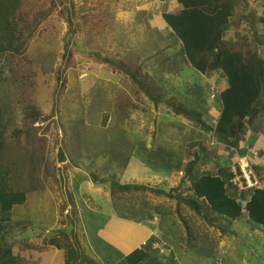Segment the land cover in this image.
I'll use <instances>...</instances> for the list:
<instances>
[{
  "label": "rangeland",
  "instance_id": "374dc122",
  "mask_svg": "<svg viewBox=\"0 0 264 264\" xmlns=\"http://www.w3.org/2000/svg\"><path fill=\"white\" fill-rule=\"evenodd\" d=\"M248 3L254 13L263 11L260 3ZM178 7L176 0H22L25 31L34 21L37 29H31L35 32L21 52L8 49L0 57V123L6 148L11 147L0 152V166L8 171L9 183L26 191L27 197L0 225L5 226L22 264H62L63 252L45 246L50 239H60V231L77 239L82 254L96 264H117L124 248L116 241L115 235L120 234L110 224L111 217L139 218L149 210L146 204L127 215L112 208L97 196L108 191L107 184L94 182L92 174L108 178L113 168L119 179L124 174L121 180L143 181L150 175L138 173L168 175L184 168V154L191 159L202 153L200 144L223 151L212 133L175 115L169 107L202 109L209 125H214L220 111L222 79L217 73L206 76L190 68L178 55L180 43L161 20L162 11ZM44 12L48 16L42 18ZM255 30L264 55V28L256 25ZM230 33L235 38L232 28ZM252 34L253 30L247 35L250 41ZM130 74L144 86L152 83L150 90L160 94L162 101L154 103L138 91ZM30 108L33 111L27 115ZM34 111L40 118L37 123L30 119ZM15 130L29 131L28 147L23 134L21 148L11 144ZM261 136H257L259 142ZM72 146H77L74 153ZM126 158L124 171L114 169V160L119 168ZM251 161H258L256 153ZM260 171L264 176V170ZM70 173L78 178L71 179ZM61 176L67 182L64 189ZM83 178L90 187L81 184L77 189ZM153 184L148 181L149 186ZM166 213H158L160 226H156L152 252L156 264H264V229L248 221L244 213L234 221L218 219L210 229L204 227L210 224L193 221L188 224L191 238L186 230L184 242L179 240L181 224ZM161 228L168 230L167 243L159 237ZM25 237L28 241L22 240ZM181 242L187 244L185 250L179 247Z\"/></svg>",
  "mask_w": 264,
  "mask_h": 264
},
{
  "label": "trees",
  "instance_id": "16d2710c",
  "mask_svg": "<svg viewBox=\"0 0 264 264\" xmlns=\"http://www.w3.org/2000/svg\"><path fill=\"white\" fill-rule=\"evenodd\" d=\"M248 1L176 0L179 5L178 9L171 12L167 10L161 12L162 22L174 36V39L180 43L178 55L184 59L190 68L201 75L211 76L217 73L220 80L222 79V86L218 94L220 111L214 125H209L206 122L203 117L205 113L202 109L196 110L184 107L181 104L178 107L169 104V107L175 115L191 121L205 132L212 133L218 143L226 150L236 149L241 156L247 150L241 148L242 143L246 141L248 132L252 131L262 135V142H259V146L262 148H258L264 152V55L259 50L262 44L261 36L255 30L256 25L264 28V0H252L260 3L263 7L260 14L250 10ZM21 8L22 0H0V57L8 49H12L14 53L21 52L25 48L28 39L37 29V24L34 21V26L25 31L24 27L26 26L22 24L21 18L23 19V17L20 16ZM248 9L250 12H247ZM46 16H48V12L42 13V18ZM231 28L234 30L235 38L230 36ZM31 29L35 31L32 33ZM251 30H253V41L248 40L247 36ZM130 76L138 91L154 103L162 101L159 97L160 94H155L150 90L152 83L144 86L143 82L133 74H130ZM30 111H33V109L30 108L27 115L30 114ZM30 119L32 123L40 121L39 115L35 111ZM107 120L108 117L105 116L103 123L106 124ZM3 126L0 123V152L11 148L9 145L6 148ZM22 134V131L15 130L12 135L17 140L15 141L12 138L11 144L21 148L19 144L23 138L21 137ZM23 135L25 140L23 141L28 147L31 143L29 131ZM253 142L251 140L249 144L253 145ZM195 146V144L192 145V147ZM199 146H201L202 153L195 155L193 152L195 156L187 161L184 170L185 177L189 179L188 190L191 195L187 197L178 196L175 194L176 191L173 190L170 192H155L185 203L199 215L206 211L205 214L208 217L206 216L207 219L205 220H208L207 222L211 226H215L218 219L238 220L244 213L248 221L264 229V183L263 188L252 191H239L231 183L232 168L227 167L226 162L218 173H210L208 170L199 172L196 167L206 168L207 158L211 153L207 146L205 147V143ZM76 149L77 146H72L73 153ZM59 155L61 158H65L62 151H59ZM63 159L60 160L63 161ZM30 160L32 165L35 164L32 158ZM124 162L127 164L128 159L121 161L119 168H116L114 160V169L124 171L126 166ZM253 168L256 170V166H253ZM111 170L108 175L112 174L108 178L96 177L93 174L91 178L93 181L95 180L94 182L98 181L99 184H103L104 187L107 184L111 197L110 205L115 209L118 205L116 201L118 193L130 192L132 185L135 186V189L146 188L143 185L134 183L120 184L118 182L119 177H116L117 175ZM7 172L0 166V223L7 221L12 209L23 205L27 199L26 191L16 189L15 185L9 183ZM257 174L259 173L257 172ZM58 179V175H56L57 182ZM65 182V177L61 176L60 186L63 189L65 188ZM242 203H244L243 206ZM120 206L122 205L120 204ZM123 208H125V211L130 210V207L126 206L125 203ZM210 215L213 217H209ZM179 219L185 232L187 230V234L191 238L192 233L187 220H184L180 215ZM219 225H216V227L220 229L221 233L226 234L225 230ZM5 229V226L0 225V264H22L20 258L14 252L13 242L8 240V233L5 232ZM59 235L60 239H50L45 246H53L61 250L64 264H96L91 258L82 254L77 239L71 238L69 234L63 231H60ZM22 240L28 241V238L25 237ZM150 243H146L143 247L130 252L117 264H149L147 260H153L149 252H153V246H156L154 245L155 242L151 241Z\"/></svg>",
  "mask_w": 264,
  "mask_h": 264
},
{
  "label": "crops",
  "instance_id": "0c3cea01",
  "mask_svg": "<svg viewBox=\"0 0 264 264\" xmlns=\"http://www.w3.org/2000/svg\"><path fill=\"white\" fill-rule=\"evenodd\" d=\"M218 78H219V76H218ZM257 133L255 131L248 132L246 141L244 143H242L243 145L241 146V148L247 149L243 156H241L239 154V151H237L236 149L226 150L222 146L223 151H221L220 149L219 150H213L212 147H210L208 150L211 151V153L209 154V157L207 158L206 168H204V169H203V167H201V168L196 167V168L199 170V172L208 170L210 173H218V171H220L221 167L224 166L225 162H226L225 165L227 167H230V169L233 166L238 165L239 163L247 162V163L251 164L252 166H256V171L259 173L258 175H259L260 181L262 182V178H264V176L260 175V172H261L260 170H262V171L264 170V168H263L264 167V152H261L259 150V148H258L259 144L257 147L256 143H259V138H257V136L258 137L260 136V134L259 133L257 134ZM251 140L254 141L253 146H255L256 149L253 148L252 145H251V147H249V145H250L249 143ZM227 151L232 152L230 156H229L230 153H225ZM253 153H256V155L258 157V161H256V162L251 161V159L253 157ZM224 154H225V156H224ZM216 155H217V158H215ZM210 158H211V161H210ZM191 159H193V158H191ZM188 160H190L188 158V155L184 154V159H183L184 163L182 164L184 168H182V169L180 168L176 172H172L168 175H166V174L161 175L157 172H151V171H146V173H143V174L138 173V175L140 177H144V176L147 177L150 175V178H146L143 181L141 178H133V180H130V181L127 180V178L125 180H121L122 176L124 177V174H122L121 178L118 181L120 184L134 183V184L143 185L146 188L135 189L134 188L135 186L133 185V187L131 188V191H130V194H131L130 197L127 195V194H129L128 191L123 192L121 194L117 192L118 193L116 195V199H117V203H118V205H116L117 208L118 209L121 208L124 214H127L128 211L135 213L136 209H138L140 211L147 204L146 209L149 210V212H148V214H145L143 217L140 216L139 218H135V217L129 218V216L120 215V214H114L111 217L110 224L112 226L116 227L119 231V232H117V234H120L119 236L115 235L116 241H118V243L124 248L123 249V256H122L121 260L126 255H128L130 252L134 251L135 249H139V248L143 247V245L146 243L151 244L150 243L151 241L154 243V239L157 240V238H156V235H157L156 226H160V223H159L160 217L159 216L161 215V214H158L159 212H167L166 214H170V217H171V218L169 217L170 220L177 221L178 224H181L182 236L179 238V240H182V242H184L183 239L187 236H186L184 226L179 219V215L184 220H187L188 224L194 223L193 221H195L194 224H197V225L203 224L201 222H204L203 225H206V224L208 225V222H207L208 220L207 221L205 220V219H207L206 218L207 215L205 214L206 211H203L201 213V215H199L195 211H193L191 208H189L185 203L178 202V200H176L174 198H168L165 195L157 194V192H155V191L170 192L173 190V191H176L175 194L178 196L180 195L183 197H187L188 195H191L190 191L188 190L189 179L186 178L184 175L185 166H186V163ZM255 160H257V159H255ZM260 161H261L262 165H260ZM261 166H263V167H261ZM70 174L68 176H71V179H73L74 177L78 178L76 173H74V175H72V173H70ZM81 180H83V181H81ZM148 181H150L154 184L149 186ZM186 183H187V185L185 186ZM81 184H84L85 187H90L88 179H85V178L80 179V182H78L76 185L77 189H79ZM97 196L102 197L103 199L107 200V202L109 204L111 203V197H110L109 190L108 191L105 190V193H103V192L98 193ZM89 202H92V199ZM124 203L126 206H129L131 210L125 211V208H123ZM120 204L122 206H120ZM177 207H178V213H177ZM112 208H114V207H112ZM190 210L193 211L194 213H191ZM162 216H164V215H162ZM209 217H213V216L210 215ZM204 227L207 229H210L211 225L204 226ZM116 228H114V229H116ZM211 228H213V227H211ZM107 229H110V227H108ZM159 232H160L159 237L167 243V239L169 238L168 230L161 228L159 230ZM172 232H173V230H172ZM172 232H171V234H172ZM205 232H208V230H206ZM111 233H113V232H111ZM184 233H185V235H184ZM113 234H115V233H113ZM220 236H221V234L219 233V236L217 235L218 244H220V239H221ZM182 242L180 243L181 246H179V247H181L183 250H185L187 244L184 243V245H182ZM149 255L152 258L154 257V254L152 252H149ZM150 262H151V264H156L154 258L152 261L150 260ZM62 264H64V263H62Z\"/></svg>",
  "mask_w": 264,
  "mask_h": 264
},
{
  "label": "built area",
  "instance_id": "2783aa9c",
  "mask_svg": "<svg viewBox=\"0 0 264 264\" xmlns=\"http://www.w3.org/2000/svg\"><path fill=\"white\" fill-rule=\"evenodd\" d=\"M231 173V183L239 191H252L254 189L263 188V183L260 181L256 170L247 162L233 166Z\"/></svg>",
  "mask_w": 264,
  "mask_h": 264
},
{
  "label": "clouds",
  "instance_id": "9594fccd",
  "mask_svg": "<svg viewBox=\"0 0 264 264\" xmlns=\"http://www.w3.org/2000/svg\"><path fill=\"white\" fill-rule=\"evenodd\" d=\"M67 162H68V160H66V162H65V163L67 164ZM59 175H60V173L58 174V176H59Z\"/></svg>",
  "mask_w": 264,
  "mask_h": 264
}]
</instances>
